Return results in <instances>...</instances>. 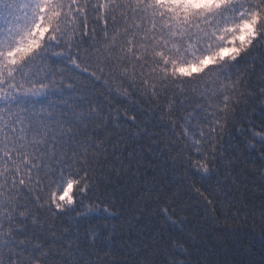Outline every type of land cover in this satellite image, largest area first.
<instances>
[{"label":"snow or ice","instance_id":"6c2138e0","mask_svg":"<svg viewBox=\"0 0 264 264\" xmlns=\"http://www.w3.org/2000/svg\"><path fill=\"white\" fill-rule=\"evenodd\" d=\"M249 237L264 264V0H0V264Z\"/></svg>","mask_w":264,"mask_h":264},{"label":"trees","instance_id":"16d2710c","mask_svg":"<svg viewBox=\"0 0 264 264\" xmlns=\"http://www.w3.org/2000/svg\"><path fill=\"white\" fill-rule=\"evenodd\" d=\"M248 243L254 245L252 250L244 246ZM218 250L226 253L228 259L232 261L233 264H261L260 257L262 250L259 241L253 237H249L247 241L230 239L228 244L221 242Z\"/></svg>","mask_w":264,"mask_h":264}]
</instances>
